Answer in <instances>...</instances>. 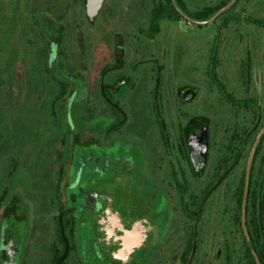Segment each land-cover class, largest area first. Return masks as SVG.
I'll return each mask as SVG.
<instances>
[{
	"label": "flooded vegetation",
	"instance_id": "obj_1",
	"mask_svg": "<svg viewBox=\"0 0 264 264\" xmlns=\"http://www.w3.org/2000/svg\"><path fill=\"white\" fill-rule=\"evenodd\" d=\"M141 1L26 0L49 144L20 175L34 145L0 113V264H264V40L233 46L229 78L213 42L181 84L159 35L204 24L152 34L162 0Z\"/></svg>",
	"mask_w": 264,
	"mask_h": 264
},
{
	"label": "rangeland",
	"instance_id": "obj_2",
	"mask_svg": "<svg viewBox=\"0 0 264 264\" xmlns=\"http://www.w3.org/2000/svg\"><path fill=\"white\" fill-rule=\"evenodd\" d=\"M133 1L128 0L124 6L123 15L134 16L135 13L129 9L128 5ZM141 1V0H140ZM191 6H205L208 4H218L221 0H190ZM26 0H0V113L6 126H12V131L21 130V134H16V141L19 146L25 142L33 143L34 148L28 154L29 158H35L33 166L22 170L20 175L25 172L34 173L36 170V154L40 147H48V141L44 138L43 128L45 127V118L41 115L40 105L44 103L37 101L38 89L41 86L40 76L37 73V50H29L25 43V29L23 23L28 21V15L21 16L23 7L25 9ZM142 2V1H141ZM245 0L240 3L237 11L246 12L253 16L264 15V4L258 7L259 1L246 4ZM152 0H149L145 7H142L141 13H149ZM242 5L245 8H242ZM258 7V9H257ZM226 15L220 16L215 22H209L202 26L189 23L186 19L179 22H165L163 32L159 39H165L164 45L167 50L168 65L178 68L185 78L178 79L177 82L191 83L196 79V72L200 68H205L208 62L209 48L213 42L218 45L225 44L223 48V60L225 75L230 77L233 71L231 58L235 56L233 46L238 45L241 40L243 51L247 50L246 41L264 40V28L257 27L246 21L243 17L237 21H231L228 26L221 29V25ZM100 30L104 29L102 21L99 22ZM128 28L127 25L124 26ZM224 31V32H223ZM223 32V33H222ZM242 51V48H241ZM243 55L245 53L243 52ZM208 87L206 79L200 81ZM200 83V84H201ZM173 88H176L173 86ZM9 93V94H8ZM42 96V95H41ZM40 96V97H41ZM207 106L209 113L214 116L215 108ZM25 139V140H24ZM37 169L42 174L51 169V160L46 157H37Z\"/></svg>",
	"mask_w": 264,
	"mask_h": 264
},
{
	"label": "trees",
	"instance_id": "obj_3",
	"mask_svg": "<svg viewBox=\"0 0 264 264\" xmlns=\"http://www.w3.org/2000/svg\"><path fill=\"white\" fill-rule=\"evenodd\" d=\"M229 1L230 0H222L217 5H207L205 8L201 9L200 11L194 14L191 13L190 15H193V17H197L198 19H207L211 17L212 15H214L222 6L227 4ZM178 2L182 6V8L185 10V8L183 7V2L180 0H178ZM236 6H237V3L236 5H232L228 10L224 11L220 15L221 16L229 15L230 13L233 12ZM155 10L157 14V19L155 20L157 24V29L156 31L154 30L152 34L159 32L160 23L163 18H170V19H175V20L183 18V15L176 9L172 0H162L161 4L156 5ZM185 11L187 12V10ZM156 14H154V18ZM232 19L239 20L240 17L238 16V14H230L228 17V20H232ZM252 19H253L252 20L253 22H256L258 24H264V19H261V18H252Z\"/></svg>",
	"mask_w": 264,
	"mask_h": 264
},
{
	"label": "water",
	"instance_id": "obj_4",
	"mask_svg": "<svg viewBox=\"0 0 264 264\" xmlns=\"http://www.w3.org/2000/svg\"><path fill=\"white\" fill-rule=\"evenodd\" d=\"M104 0H90L89 5L91 6L92 10H98L100 8V6L102 5ZM236 2V0H230L227 4H225L224 6H222L214 15H212L211 17L207 18V19H198L195 18L191 15H189L183 8H181L177 2V0H174V3L177 7V9L181 12V14L186 17L187 19H189L192 22H196V23H200V24H205L208 22L213 21L216 17H218L221 13H223L224 11L228 10L234 3ZM258 262L260 263L259 258Z\"/></svg>",
	"mask_w": 264,
	"mask_h": 264
}]
</instances>
